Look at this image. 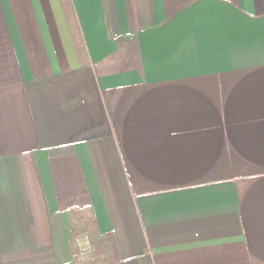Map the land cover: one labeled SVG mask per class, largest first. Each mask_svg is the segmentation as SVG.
Wrapping results in <instances>:
<instances>
[{"label": "crops", "instance_id": "1", "mask_svg": "<svg viewBox=\"0 0 264 264\" xmlns=\"http://www.w3.org/2000/svg\"><path fill=\"white\" fill-rule=\"evenodd\" d=\"M264 264V0H0V264Z\"/></svg>", "mask_w": 264, "mask_h": 264}, {"label": "built area", "instance_id": "2", "mask_svg": "<svg viewBox=\"0 0 264 264\" xmlns=\"http://www.w3.org/2000/svg\"><path fill=\"white\" fill-rule=\"evenodd\" d=\"M74 247L73 259L77 264H96L91 242L87 235L77 234L74 239Z\"/></svg>", "mask_w": 264, "mask_h": 264}, {"label": "rangeland", "instance_id": "3", "mask_svg": "<svg viewBox=\"0 0 264 264\" xmlns=\"http://www.w3.org/2000/svg\"><path fill=\"white\" fill-rule=\"evenodd\" d=\"M93 255H94V252H93ZM94 260H95V258H94Z\"/></svg>", "mask_w": 264, "mask_h": 264}]
</instances>
